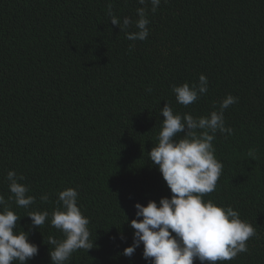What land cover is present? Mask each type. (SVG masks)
Returning a JSON list of instances; mask_svg holds the SVG:
<instances>
[{
  "label": "trees",
  "instance_id": "trees-1",
  "mask_svg": "<svg viewBox=\"0 0 264 264\" xmlns=\"http://www.w3.org/2000/svg\"><path fill=\"white\" fill-rule=\"evenodd\" d=\"M109 4L121 20L137 19L145 7L138 0H0V194L21 217L17 230L39 247L28 264H52L48 237L64 236L51 226V212L70 187L90 218L94 247L66 264H150L143 244L130 258L123 251L134 242L135 205L172 196L148 155L165 119L160 110L168 102L174 113L206 116L229 94L239 98L224 112L233 133L216 134L223 171L204 200L231 206L256 230L247 253L218 264H264V0H162L155 13L149 4L144 41H129L111 23ZM201 74L207 94L179 104L173 86H191ZM9 170L36 197L27 209L9 199ZM45 210L49 219L30 230L27 214Z\"/></svg>",
  "mask_w": 264,
  "mask_h": 264
},
{
  "label": "clouds",
  "instance_id": "clouds-1",
  "mask_svg": "<svg viewBox=\"0 0 264 264\" xmlns=\"http://www.w3.org/2000/svg\"><path fill=\"white\" fill-rule=\"evenodd\" d=\"M161 2L138 0L145 7L136 9L137 19L124 17L121 20L113 13L111 4L107 15L113 25L125 32L129 41H144L149 36L147 5L150 4V11L155 13ZM133 27L136 31L129 30ZM208 90L209 80L204 74L199 76L198 83L190 86L185 82L172 88L177 102L185 107ZM146 91L151 93L152 89ZM238 102V97L229 94L220 102L219 110L198 117L174 113L168 102L160 110L165 119L158 143L148 155L153 165L159 167L172 196L161 198L159 204L152 200L147 206L135 205L136 218L130 222L134 242L124 249V256L132 257L143 244V258L150 264H194L197 259L201 264H218L249 251L247 242L256 235L253 225L242 220L231 206L225 208L204 200L205 194L216 190L223 171L213 141L218 132L232 135L233 129L225 126L224 112ZM6 179L12 194L9 199H14L18 207L27 209L35 203L36 197L28 195L29 186L20 182L24 180L23 175L9 170ZM48 198L47 194L40 197L45 202ZM78 198V191L71 187L58 194V206L51 212L50 223L64 239L48 237L52 264H66L77 250L89 252L94 247L90 239V218L82 212ZM0 205L5 206L0 211V264H13L14 261L28 264L39 253V247L30 242L28 232L17 230L21 217L7 206L3 194H0ZM27 216L32 221L31 230L44 225L50 213L47 210L31 211Z\"/></svg>",
  "mask_w": 264,
  "mask_h": 264
}]
</instances>
